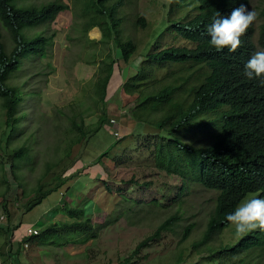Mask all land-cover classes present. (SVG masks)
Here are the masks:
<instances>
[{"label": "rangeland", "instance_id": "obj_1", "mask_svg": "<svg viewBox=\"0 0 264 264\" xmlns=\"http://www.w3.org/2000/svg\"><path fill=\"white\" fill-rule=\"evenodd\" d=\"M53 1L66 4L68 10L59 13L52 22L22 31L27 39L39 34L49 38L50 46L44 59L25 61L9 82L11 86L24 90L27 96L19 109L21 113L18 123L14 124V133L8 140L6 116L0 107V147H7L2 153L0 148V162L4 163L0 164V216H3L1 202L5 200L6 208L14 215L12 223L19 225L17 233L22 235L25 229L37 227L36 219L48 206L53 205L48 211L58 210L65 202L70 207L82 205L85 217L91 218L94 225H102L120 200L115 202L112 199L103 181H107L108 187L116 192L114 198L118 196L116 190L119 187L121 194L128 198L148 201L156 197L163 202V207L162 211L157 207L149 213H133L132 221H140L139 224L120 219L98 230L96 237L79 233H41L39 238L27 243L29 249L19 257L14 253L7 257L5 250L11 247L10 242L7 243V236L0 230V264H123L125 260H130L129 264H237L241 259L250 264H264V251L261 250L236 257L220 253L245 235H238L232 225L199 245L213 213L217 194L195 183H190L185 189L177 176L157 175L151 154L153 148L146 149L144 142L147 134H155L154 126L138 123L136 114L130 116L137 94L127 95L122 88L127 79L135 75L140 61L148 53L168 47L194 46L172 26L195 16L198 0H110L106 4L108 9L119 5L116 12L110 14L111 18L95 13L96 0H10V3L20 8L27 5L40 7ZM263 7V0H250L249 10L256 13L252 36L255 52L264 51L258 44ZM140 17L144 27L137 22ZM94 21L98 28L89 30ZM104 32L109 36L107 39L102 37ZM2 34L9 52L12 48L10 36L3 28ZM114 37L121 39L122 43L130 41L136 46L127 64ZM108 56L114 60L113 72L104 100L95 106L101 100L94 92L99 76L95 65L105 58L106 61ZM182 66L166 64L155 73V77H160L169 68L182 69L183 72L186 66L189 69L180 84L187 81L191 86L203 81L204 67ZM105 111L107 121L101 129L74 145L71 158L65 159V150L77 135L74 123L84 129L94 128ZM150 112L151 116L155 114L154 109L145 114ZM110 120L115 121V128L109 127ZM112 129L122 138L119 143L112 137ZM210 129L209 126L187 129L180 137L187 145L205 147L209 144L210 138L206 133ZM158 135L164 136V133ZM115 143L109 155L116 160L115 163L110 165L109 158H105L100 164H94L96 158ZM23 146L28 149V155L13 163L17 167L13 174L6 156ZM63 179L66 181L57 190L47 194L32 210L23 212L22 204L36 194L39 183L48 184L46 190H51L56 188L57 180ZM130 180L138 184L133 190L122 192L127 188L122 183ZM150 182L149 187L143 186ZM8 186L12 188L7 190ZM252 196H258V193L249 194L246 198ZM173 197L184 202L179 211L182 215L180 221L171 231L162 233L158 241L148 242V247L133 255L136 247L152 237L158 225L177 210L172 203L174 200L169 199ZM62 214L56 211V223L68 221L66 217L61 221ZM189 224L195 227L189 238L182 242L183 229ZM13 233L16 234V230ZM16 242L18 244L19 240L14 241V245Z\"/></svg>", "mask_w": 264, "mask_h": 264}, {"label": "trees", "instance_id": "obj_2", "mask_svg": "<svg viewBox=\"0 0 264 264\" xmlns=\"http://www.w3.org/2000/svg\"><path fill=\"white\" fill-rule=\"evenodd\" d=\"M109 1L96 0L97 11L95 13L111 18L110 14L113 15L119 5L108 9L106 4ZM240 3H245L249 9L250 0H198L196 15L188 18L184 23L172 26L181 33L184 40L194 46L191 48L168 47L148 53L139 64L136 74L128 78L122 87L127 95L137 94L134 101L135 107L131 110L130 116L136 114L135 120L138 123L146 122L154 126L155 134H147L144 142L146 149L153 148L151 154L157 175L165 173L166 176H177L183 181L182 187L185 189H188L190 183H195L205 190L214 191L217 194L213 213L208 220L199 245L210 241L217 232L230 226L225 220V214L230 212L242 199L253 193L264 197V86H261L256 80H248L243 75L244 64L255 53L252 42L254 22L240 37L241 43L235 52H229L227 49L216 51L210 48L207 43L209 37L206 34V26L213 21L216 13L227 15ZM66 10H68L66 4L56 1L41 4L40 7L27 5L18 8L11 5L10 0H0V107L6 116L7 140L14 133V124L18 123L21 113L19 109L24 102V97L27 96L24 90L21 91V89L11 86L9 82L25 61H31L34 58L44 59L47 56V48L50 46L49 38L39 34L27 39L22 31L24 28L52 22L59 13ZM260 15L262 22L259 26L258 44L264 50V7ZM142 21V18H138L137 22L144 27L145 23ZM2 28L7 31L12 42L9 52L6 51L3 43ZM93 28H98L95 21L89 30ZM102 37L107 39L109 36L104 32ZM115 39L121 51V57L127 64L136 51V46L130 41L122 43L117 37ZM105 59L95 65L99 76L94 92L101 99L95 103V106L104 100V92L113 72L114 60L109 56L106 61ZM166 64H178L179 66L189 64L194 67L200 65L204 67L206 73L203 75L201 83L191 86L187 81L180 84L185 79V73L188 72L189 68L186 66L183 72L182 69L171 70L169 68L156 78L155 73L161 71ZM150 109L155 111L152 116L151 112L145 114ZM106 115V111L103 112L94 128L84 129L74 123L77 135L67 146L64 154L65 159L71 158V150L74 145L79 144L89 135L96 134L101 129V126L107 121ZM208 126L215 133L211 129L207 131L206 135L210 138L207 146L195 147L183 143L180 137L183 131ZM159 133H164V136L158 135ZM112 137L116 139L114 136ZM116 140H119V143L122 138ZM116 144L103 151L96 158L94 164H100L103 159L109 158L110 152ZM0 148L1 153L7 149V147ZM28 152V149L23 146L15 151L12 150L6 156V162L11 164L13 174L17 168L13 163L16 160L24 159ZM115 161L109 158L110 165ZM44 176L46 177L47 173ZM14 180L17 181L15 175ZM57 181L60 183H56V188L51 190H46L45 186L48 184L39 183L35 191L37 196L34 195L32 198L29 196L30 198L28 197L22 204L23 212L26 213L40 204L47 194L57 190L66 179ZM106 182L102 183L112 199L115 202L116 199L120 198V200L115 203L113 210L107 215L102 225H94L91 218L85 217L82 205L75 204L70 207L63 202L61 207L55 211L63 213L68 219L67 222L48 225L36 224L35 228L39 230L38 235L25 236L24 234L22 238H19L18 244L15 243V249L13 232L19 226H17L18 224L13 225L14 215L6 208V201H2L3 216L0 217H4L5 221L0 222V230L7 236V243L10 242L11 246L9 250H5L7 257L10 258L11 253L18 257L19 254L23 255L24 243H31L39 238L41 233L49 235L79 233L96 237L98 230L110 226L120 219L132 224H139L140 221H132L133 213H149L157 207L162 211L161 204L163 202L156 197L148 201L128 198L123 193L121 194L118 187L116 190L118 196L114 198L116 192L114 193ZM151 182L145 183L143 186L149 187ZM137 184L138 182L133 180L123 182L122 185H127V188H124L122 192L133 190ZM11 188L8 186L7 190ZM162 197L165 198V195L162 194ZM169 199L174 200L172 203L177 210L158 225L152 237L136 247L133 255L148 247V242L158 241L162 233L171 231L174 225L180 221L182 215L179 211L184 202L179 198ZM168 207L170 206L168 205ZM194 227V224H189L183 229L182 242L189 238ZM257 250L264 251V230L257 229L248 232L234 245L223 248L220 253L227 257H236ZM129 261L125 260L123 264H129ZM237 264H250V262L241 259Z\"/></svg>", "mask_w": 264, "mask_h": 264}, {"label": "clouds", "instance_id": "obj_3", "mask_svg": "<svg viewBox=\"0 0 264 264\" xmlns=\"http://www.w3.org/2000/svg\"><path fill=\"white\" fill-rule=\"evenodd\" d=\"M255 19L256 13L249 10L245 3H240L227 15H221L217 12L213 21L206 26V34L209 37L207 41L208 46L216 51L227 49L229 52H235L240 46V37L246 32ZM114 41L117 46L115 37ZM118 50L120 51L119 48ZM142 61H140L139 64H141ZM243 75L248 80H256L261 86H264V51H257L250 56L244 64ZM109 127L115 128V121L110 120ZM115 132L117 131L112 129V136H114ZM1 218L4 220V217H0V220ZM225 220L227 223L234 226L235 232L238 235H243L257 229L264 230V197L252 196L242 199L230 212L225 214ZM33 227L35 228V226ZM25 231L26 229L23 232L25 236H29ZM27 246L29 245L27 244ZM27 250L28 247L24 248L23 245L22 252H26Z\"/></svg>", "mask_w": 264, "mask_h": 264}, {"label": "crops", "instance_id": "obj_4", "mask_svg": "<svg viewBox=\"0 0 264 264\" xmlns=\"http://www.w3.org/2000/svg\"><path fill=\"white\" fill-rule=\"evenodd\" d=\"M52 206H50V207H52ZM50 207L48 206L44 212H41L39 214L38 218L36 219L37 220L36 222H38L37 224L48 225V224L56 223V211H55L56 208L53 209V210L48 211V209ZM60 217H61V221H62V219L65 218V216H60ZM18 228H20V227H18ZM20 234H18L17 230H16V234L13 235L14 240H19V238H22L23 237V232H22V235H20ZM15 248H16V245H15L14 249Z\"/></svg>", "mask_w": 264, "mask_h": 264}, {"label": "built area", "instance_id": "obj_5", "mask_svg": "<svg viewBox=\"0 0 264 264\" xmlns=\"http://www.w3.org/2000/svg\"><path fill=\"white\" fill-rule=\"evenodd\" d=\"M114 137L119 138L118 132H115L114 133ZM25 233L27 235H29V236H37L39 232H38V230L36 228L31 227V228H27L26 231H25ZM27 247H28L27 244H24V248H27Z\"/></svg>", "mask_w": 264, "mask_h": 264}]
</instances>
